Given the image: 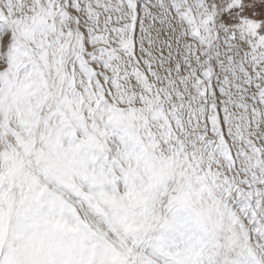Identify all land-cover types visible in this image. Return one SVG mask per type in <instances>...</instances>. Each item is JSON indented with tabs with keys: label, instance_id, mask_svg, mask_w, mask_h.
I'll return each instance as SVG.
<instances>
[{
	"label": "snow or ice",
	"instance_id": "1",
	"mask_svg": "<svg viewBox=\"0 0 264 264\" xmlns=\"http://www.w3.org/2000/svg\"><path fill=\"white\" fill-rule=\"evenodd\" d=\"M0 264H264V0H0Z\"/></svg>",
	"mask_w": 264,
	"mask_h": 264
}]
</instances>
